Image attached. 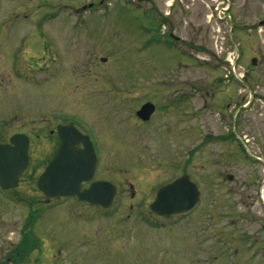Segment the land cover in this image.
Listing matches in <instances>:
<instances>
[{
  "label": "rangeland",
  "instance_id": "374dc122",
  "mask_svg": "<svg viewBox=\"0 0 264 264\" xmlns=\"http://www.w3.org/2000/svg\"><path fill=\"white\" fill-rule=\"evenodd\" d=\"M53 1L0 8V143L29 137L18 185L5 200L0 192V264L15 263L8 257L18 245L21 264H225L226 245L213 234L246 230V195L264 217V169L249 160L264 156V0H169L164 23L162 0H88L79 26L80 15L50 16ZM145 102L157 114L141 122ZM69 120L93 142L97 177L118 189L108 209L46 202L36 187L55 126ZM255 167L257 185H248ZM182 173L200 190L195 210L153 216L156 188ZM84 233L98 244L82 246Z\"/></svg>",
  "mask_w": 264,
  "mask_h": 264
},
{
  "label": "water",
  "instance_id": "95a60500",
  "mask_svg": "<svg viewBox=\"0 0 264 264\" xmlns=\"http://www.w3.org/2000/svg\"><path fill=\"white\" fill-rule=\"evenodd\" d=\"M154 110V104L145 102L135 114L140 120L147 121ZM55 130L59 147L38 176L37 189L49 199L76 196L80 202L108 208L115 195V185L111 181L95 180L97 157L89 136L73 123L59 124ZM28 149L29 138L24 133H15L10 136L8 143H0L2 189L18 185L19 175L29 162ZM84 183L89 184V187L83 189ZM199 199L198 186L184 173L156 189L149 211L168 220L192 211Z\"/></svg>",
  "mask_w": 264,
  "mask_h": 264
},
{
  "label": "flooded vegetation",
  "instance_id": "af4514ba",
  "mask_svg": "<svg viewBox=\"0 0 264 264\" xmlns=\"http://www.w3.org/2000/svg\"><path fill=\"white\" fill-rule=\"evenodd\" d=\"M70 1L71 0L65 1L62 4V2H57L56 0H54L52 3L49 4L50 6L52 5L51 8H54L53 10H51L52 12L49 13V15L55 17L57 15L63 14L65 16V18H68V19L69 18L72 19L73 16H77V15L79 16L80 15L81 16L80 21L76 20L75 23H74L76 25V22L78 21L79 24L76 25V26H79V25L84 23V21H83L84 12H87L89 7L92 4L90 5L88 0H79V1L76 0V2H79V3L76 4L75 6H72L71 4H68V3H70ZM162 1H163V5H165V10H163V12H162L163 17H161V20L164 23V22H168L169 21L168 20V14H169V11L171 10V7H173V4L169 3V0H162ZM3 2H4V0H0V8H1ZM56 3H58V4H56ZM230 9H231V4L227 5V9L226 10L229 11ZM216 10H217V7H216ZM168 36L170 38H172L174 41H178L179 40L178 37L173 36L171 32L168 33ZM180 40H184V39L182 38ZM22 49H23V47L21 45L15 46V47H13V49H11L12 51L15 52V58H12V62H13L12 64H16L17 63V58H18L19 54L21 53ZM231 76H235V74H231ZM244 79H245V77H244ZM244 99H245V96L243 97V100ZM173 107H175V105L173 103H170L168 105L165 104L163 106V109H164L163 112H169V113L167 115H164L163 117L167 118L168 115L174 111ZM156 114H157V112L154 110V112L152 113L150 118L154 117ZM149 120H147V121H149ZM164 120H166V119H164ZM140 121L141 122H147V121H142V120H140ZM62 124H65V123H62ZM56 126H55V129H56ZM50 133H52V130L50 131ZM54 134H55L56 141L54 142L52 155L48 159L47 163L52 159V157L55 155V153L57 152L58 147H59V138H58V136L56 134V131H55ZM205 138H213L215 140H220V141H226V140H229V139H234L232 133L219 135V136H216V137H212L211 134L208 133ZM8 141H9V138H8L7 141H5L3 143H6ZM78 146L80 147V145H78ZM28 154H29V151H28ZM96 157H97V154H96ZM263 159H264V156L263 157L262 156H257L255 159H249V160H252V162L254 164L259 165L260 168L263 170L264 169L263 168L264 166H262L264 164L263 163ZM259 171H260V169L256 168V167L252 169V172H253L252 173V178L255 176L256 177V182L251 183L250 182L251 179H250L249 182L247 183L248 185H253V184L257 185L256 183L258 182ZM97 173H98V157H97V172H96L95 180H103V179L97 177ZM227 179L232 180V176L228 175ZM88 187H89V184H87V183H84L82 185L83 189H86ZM129 187L132 188V185H129ZM7 190H9V189L4 190V189L0 188V192L2 193L1 195H2L3 199H4V197L6 198V191ZM117 192H118V189H117V187L115 185L114 198H115ZM135 192L134 191L131 192V196L132 197L135 196ZM67 197H70V198L74 199L81 206H91L97 212H100L102 210L108 209L112 205V203L114 201V198H113V200H112V202H111V204H110V206L108 208H101L99 206L91 205L88 202H80V201L77 200L76 196H66V197H60V198H57V199H61V198L64 199V198H67ZM44 198H45L46 202L49 201V198H47L45 196H44ZM3 199H2V201L4 202L5 199L4 200ZM57 199H55V200H57ZM150 203L148 204V206L145 205V204L144 205L149 208ZM243 207H244V214H242L241 217L243 219V224H244L246 230L245 231H240V232L230 231L229 233H225V234L214 233L213 235H215V240L220 239V241L216 242V244H218V245L219 244L220 245H226V248H224L222 250V252L224 254V259H225V262H226L225 264H264V221H263L264 217L262 218V217H260L258 215V210H257L258 206L256 205V203H254L253 200H249L247 195L245 196V200L243 201ZM183 215H186V214H183ZM183 215H180V216H183ZM153 216H155V215H153ZM180 216H178V217H180ZM155 217H157V216H155ZM158 218H160V217H158ZM172 218H177V217H172ZM172 218H170V219H172ZM160 219H162V218H160ZM89 220L93 221L94 219H89ZM0 225L2 226V223H0ZM93 234H95L96 236L104 235V233H102L100 231H96ZM235 234H239V237H237V235L235 236ZM110 236H112V235H106V237L105 236L104 237L108 238ZM78 238H80L82 246L83 245L89 246V244H93L92 240L97 241V239H98V238L97 239L94 238L91 233H84ZM99 238L102 239L103 237H99ZM72 240L74 241V240H76V238H74V237L69 238V240H68L69 244L73 243ZM236 240L239 241L240 246L232 248L231 245H233L234 241H236ZM96 243L98 244V241ZM12 250L10 251V255L13 256V258H9L8 257V260H10L11 262H15L14 264H21V262H23V260H22V257H21L22 254H21L20 251L23 250V248L18 245V246H14L12 248ZM76 250L74 248L71 249V252L69 254H73V252H75ZM215 259H216V257H215ZM194 260L195 259H193L192 262Z\"/></svg>",
  "mask_w": 264,
  "mask_h": 264
},
{
  "label": "trees",
  "instance_id": "16d2710c",
  "mask_svg": "<svg viewBox=\"0 0 264 264\" xmlns=\"http://www.w3.org/2000/svg\"><path fill=\"white\" fill-rule=\"evenodd\" d=\"M26 241H28V239H27V238H23V239H22V245H23L24 247H25V245H26V244H25V243H26Z\"/></svg>",
  "mask_w": 264,
  "mask_h": 264
}]
</instances>
